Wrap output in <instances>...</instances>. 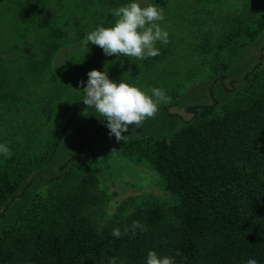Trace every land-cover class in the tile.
<instances>
[{
	"label": "trees",
	"instance_id": "obj_1",
	"mask_svg": "<svg viewBox=\"0 0 264 264\" xmlns=\"http://www.w3.org/2000/svg\"><path fill=\"white\" fill-rule=\"evenodd\" d=\"M6 1L14 38L25 40V33L39 32L38 58L30 57L34 45L24 42L29 57L23 66L40 73L48 68L65 31L51 23L54 15L45 0ZM252 4L217 36L209 63L214 80H222L233 58L264 30V0ZM109 12L96 27L110 22ZM229 88L227 101L211 96L207 102L186 105L190 118L167 137L124 134L120 153L147 161L174 195L167 212L144 197L127 213L95 223L91 210L100 197L95 177L83 169L80 158L84 144L115 136L103 118L88 129L83 119L74 127L75 151L48 178L54 179L53 186L33 194L12 223L0 226V264H99L109 257L123 264H146L149 250L173 258L174 264H246L249 259L264 264V57ZM84 96L82 91L69 101L46 137L28 134L6 144L12 155H0V203L21 195L27 175L52 157L66 127L86 107ZM133 221L145 230L133 234ZM114 228L120 229L119 238L112 236Z\"/></svg>",
	"mask_w": 264,
	"mask_h": 264
},
{
	"label": "rangeland",
	"instance_id": "obj_2",
	"mask_svg": "<svg viewBox=\"0 0 264 264\" xmlns=\"http://www.w3.org/2000/svg\"><path fill=\"white\" fill-rule=\"evenodd\" d=\"M45 1L54 15L51 23L64 29L65 35L48 68L39 73L23 66L29 57L23 51L25 44L34 45H30L34 49L30 57L38 58L39 32L25 33V40L14 38L15 23L4 8L7 1L0 0V94L5 93L0 97V144L22 140L28 134L34 138L46 137L64 115L69 101L83 91L87 73L92 69L106 72L108 78L117 83L123 79L148 95L153 87L163 89L170 102H160L156 114L139 127L129 126V133L167 137L190 118L186 105L207 102L211 96L219 102L227 101L232 94L231 82L237 86L241 75L260 56L264 57L262 30L233 58L222 80H214L215 76L209 71L220 31L233 17L242 16L245 8L252 7V0H137L141 7L152 4L163 10L164 19L158 23L168 32L169 39L167 44L156 42L159 55L143 60L105 55L91 42L87 47L82 44L97 22L106 21L107 11L111 12V18L105 27L116 19L111 10L130 0ZM102 118L88 106L74 116L52 157L22 182L23 193L0 203V226L12 223L33 194L53 186L54 179L48 178L76 149L78 135L74 127L87 119L83 126L88 129L91 122ZM123 142L107 138L83 146L81 165L95 177L94 188L100 197L91 210L97 225L127 213L144 197L153 198L166 212L175 201L174 195L164 188L163 178L147 161L120 153ZM117 264H120L118 260Z\"/></svg>",
	"mask_w": 264,
	"mask_h": 264
},
{
	"label": "clouds",
	"instance_id": "obj_3",
	"mask_svg": "<svg viewBox=\"0 0 264 264\" xmlns=\"http://www.w3.org/2000/svg\"><path fill=\"white\" fill-rule=\"evenodd\" d=\"M111 11L116 17L114 23L108 27L97 26L90 31L82 41L84 46L87 47L91 42L99 46L105 55H123L143 60L160 54L155 47L157 41L164 44L169 42L168 32L158 23L164 19L162 9L152 4L141 7L137 0H130L126 5ZM87 77L86 86L83 87V104L94 108L103 117L110 136L114 135L117 141L126 140L124 134L129 131V126L139 127L145 119L153 117L160 102H170V97L160 88H151V95H148L123 79L119 83L110 80L106 72L96 69L90 70ZM0 154L5 158L12 155L6 144H0ZM136 229L145 230L139 221H133V234ZM128 230L126 228L125 232ZM111 234L117 238L122 235L119 228H114ZM176 255L180 253L177 251ZM101 264H117V260L110 257L101 261ZM146 264H174V259L168 256L159 257L156 251L149 250ZM246 264H257V261L249 259Z\"/></svg>",
	"mask_w": 264,
	"mask_h": 264
}]
</instances>
